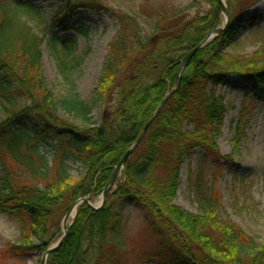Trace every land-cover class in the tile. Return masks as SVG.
I'll return each mask as SVG.
<instances>
[{"label": "trees", "instance_id": "obj_1", "mask_svg": "<svg viewBox=\"0 0 264 264\" xmlns=\"http://www.w3.org/2000/svg\"><path fill=\"white\" fill-rule=\"evenodd\" d=\"M201 1L208 6L206 14L190 17L194 4L161 10L150 7L149 0H62L47 33L65 26L62 32L84 34L72 23L79 11L118 25L97 87L85 100L69 82V49L56 50L54 33L49 43L70 86L60 97L48 87L42 75L45 30L41 35L20 19L40 21L39 11L21 0H0V212L20 232L19 243L7 244L0 256L21 264L31 254L43 255L62 237L63 217L85 199L46 264H122L128 249L118 237L128 206L143 213L153 236V247L143 255L147 263L264 264V248L235 225L218 222L220 199L201 174L192 185L201 214L172 206L185 159L199 151L204 161L220 160L214 140L225 111L218 88L233 81L253 87L252 92L264 86V50L249 59L222 52L249 21L244 16L230 20L192 57L178 89L126 160L121 184L109 190L101 209L88 205L103 193L114 167L174 87L183 58L221 22L218 0ZM256 20L255 15L251 22ZM97 108L103 109L99 125L92 117ZM40 146L53 151L51 161ZM72 166L82 170L76 182L70 178Z\"/></svg>", "mask_w": 264, "mask_h": 264}, {"label": "rangeland", "instance_id": "obj_2", "mask_svg": "<svg viewBox=\"0 0 264 264\" xmlns=\"http://www.w3.org/2000/svg\"><path fill=\"white\" fill-rule=\"evenodd\" d=\"M21 1L26 4L31 3L34 9L39 11L40 21L27 20L24 15L20 16V19L41 35L45 30L46 40L41 46L42 75L54 96L64 95L70 82L82 99H89L101 77L107 47L116 35L118 25L106 16L79 11L75 14L72 23L77 27L82 26L84 34L62 32L65 26L51 30L50 33L56 34V50L62 45L69 49L66 58L68 82L61 73L59 65L61 57L49 43L50 33H47L50 19L61 6L62 0ZM222 1L231 21L238 20L240 16L249 20L241 27L236 39L222 52L234 59L257 57L264 50V0H259L257 3L254 2L255 0ZM149 2L150 7L161 10L183 8L194 4L190 17L203 15L208 11V6L201 0H149ZM255 15L257 20L251 22ZM225 23L226 18L221 11V22L215 29H226L228 25L225 26ZM219 35L212 36L208 41L211 42ZM252 89L253 87L234 81L229 86L218 88L217 97L220 98L219 102L225 111L223 126L214 140L220 160L204 161L199 151H195L190 158L185 159L179 170L178 187L172 206L193 216L201 214L192 189L196 176L201 174L205 186L220 199L217 210L218 222L235 225L257 246L264 248V86L261 89L255 88V92H252ZM102 114V108L93 111L95 124H100ZM0 116L2 117V112ZM186 130H191V127H187ZM39 152L49 161L54 156L53 151L45 146H40ZM8 164L12 165L9 160ZM122 171L123 169L112 190L116 189L117 184H121ZM155 171L154 174L158 175L157 169ZM81 175L82 170L79 166L71 167L70 178L73 182H76ZM101 199L102 194L88 199L89 207L97 211ZM75 216L66 228L68 231L74 223ZM64 217L60 223L61 233ZM121 220L122 227L118 240L124 241L128 249L122 264H152L147 263L143 257L145 251L153 247V236L145 229L143 213L133 206H128L121 213ZM19 237L18 226L9 220L6 214L0 212V253L7 244L19 243ZM41 259L42 255L31 254L21 264H41ZM0 264H16V262L0 256Z\"/></svg>", "mask_w": 264, "mask_h": 264}, {"label": "water", "instance_id": "obj_3", "mask_svg": "<svg viewBox=\"0 0 264 264\" xmlns=\"http://www.w3.org/2000/svg\"><path fill=\"white\" fill-rule=\"evenodd\" d=\"M221 11L223 13V15L226 18V23L225 26H227L229 24V15H228V10L226 8V6L223 4L222 0H218ZM225 29V28H224ZM224 29H214L212 30L205 38L204 40L196 47L194 48L191 52H189L181 61L179 68H178V73H177V78L174 84V87L172 88V90L170 91L169 94H167L165 96V98L162 100V102L160 103V105L158 106V108L156 109L155 113L153 114V116L151 117V119L147 122V124L144 126L143 130L141 131L139 137L137 138V140L135 141V143L131 146V148L124 154V156L122 157V159L119 161V163L114 167L113 173L111 175V178L107 184V186L105 187L103 193H102V199H101V204L100 207L96 210L101 209L104 206L108 191L114 187L115 183H116V179L119 175V173L121 172V170L123 169V166L126 162V160L128 159V157L135 151V149L138 147V145L140 144L142 138L144 137L145 133L147 132L149 126L151 125V123L154 121V119L158 116V114L160 113V111L162 110V108L164 107V105L166 104V102L170 99V97L176 92V90L179 87L180 84V79L181 76L185 70V68L187 67L189 61L192 59V57L203 47L205 46L209 41V39L213 36L219 35ZM82 201V200H81ZM76 205V204H75ZM74 205V206H75ZM74 206L69 210V212L66 214L64 221L66 220L68 214L70 213V211L74 208ZM68 233V229H66V231L63 233L62 237L60 238V240L54 244L52 247H50L43 255H42V259H41V264H46V260L49 254H51L52 252H54L55 250H57L61 244L64 242L66 236Z\"/></svg>", "mask_w": 264, "mask_h": 264}, {"label": "bare ground", "instance_id": "obj_4", "mask_svg": "<svg viewBox=\"0 0 264 264\" xmlns=\"http://www.w3.org/2000/svg\"><path fill=\"white\" fill-rule=\"evenodd\" d=\"M76 207L77 205L74 206V208L70 211V213L68 214L66 220L63 222V227H62V233H64L66 231V228L69 224V222L73 219V217L75 216V212H76Z\"/></svg>", "mask_w": 264, "mask_h": 264}]
</instances>
